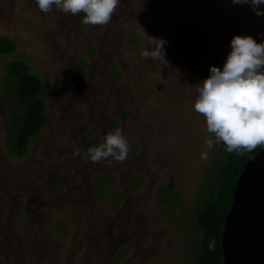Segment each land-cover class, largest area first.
<instances>
[{
	"label": "rangeland",
	"instance_id": "1",
	"mask_svg": "<svg viewBox=\"0 0 264 264\" xmlns=\"http://www.w3.org/2000/svg\"><path fill=\"white\" fill-rule=\"evenodd\" d=\"M83 16L0 0V36L13 43L0 54V264H189L212 135L193 109L198 82L223 68L234 35L264 41V15L233 0H120L107 25ZM147 35L166 41L168 64L142 58ZM10 60L40 78L46 117L20 155L5 140L17 117ZM117 128L123 163L85 158L88 138L99 145ZM163 187L174 202L157 200Z\"/></svg>",
	"mask_w": 264,
	"mask_h": 264
},
{
	"label": "clouds",
	"instance_id": "2",
	"mask_svg": "<svg viewBox=\"0 0 264 264\" xmlns=\"http://www.w3.org/2000/svg\"><path fill=\"white\" fill-rule=\"evenodd\" d=\"M120 0H36L41 12L48 13L53 6L64 14L83 13L86 25H107ZM233 3L250 4L257 15H264L259 5L264 0H233ZM148 48L141 52L144 59H165L163 38L148 36ZM223 68L210 66L209 75L199 83L193 103L196 113L206 121L208 133L200 159L207 161L214 146L224 145L225 151L244 155L264 147V41L257 42L251 35H234L230 41ZM130 151L128 139L117 128L106 134L98 146L87 149L85 158L93 163L111 161L123 163ZM78 155L80 153H77ZM215 241L209 243L214 248Z\"/></svg>",
	"mask_w": 264,
	"mask_h": 264
},
{
	"label": "trees",
	"instance_id": "3",
	"mask_svg": "<svg viewBox=\"0 0 264 264\" xmlns=\"http://www.w3.org/2000/svg\"><path fill=\"white\" fill-rule=\"evenodd\" d=\"M12 48L13 43L0 36V54ZM6 76L12 84L17 117L13 116L10 125L14 128L11 133L9 129L5 140L8 152L20 155L26 148L28 140L39 132L46 121L43 102L38 96L41 80L28 72L26 65L19 60L8 61ZM106 76L115 79L118 72L108 68ZM86 146L89 148L94 144L89 141ZM259 148L261 147L252 152H245L244 155H236L226 152L223 144L214 147L206 164L205 177L195 192L197 195L190 214L192 248L189 264H222L219 238L223 218L229 209L231 191L243 163ZM106 185L100 179L91 192L92 196L98 198L105 191ZM156 198L163 205H167L175 201L176 195L171 188L163 187L156 192ZM211 241H215V245L210 250Z\"/></svg>",
	"mask_w": 264,
	"mask_h": 264
},
{
	"label": "water",
	"instance_id": "4",
	"mask_svg": "<svg viewBox=\"0 0 264 264\" xmlns=\"http://www.w3.org/2000/svg\"><path fill=\"white\" fill-rule=\"evenodd\" d=\"M219 245L222 264H264V147L242 165Z\"/></svg>",
	"mask_w": 264,
	"mask_h": 264
},
{
	"label": "flooded vegetation",
	"instance_id": "5",
	"mask_svg": "<svg viewBox=\"0 0 264 264\" xmlns=\"http://www.w3.org/2000/svg\"><path fill=\"white\" fill-rule=\"evenodd\" d=\"M116 71H117V70H116ZM89 141H92V143L94 144V146H97V145H98L96 138H88L87 141H86L85 144H84V149L86 150V152H87V149H88L86 145H87V143H88ZM94 141H95V142H94ZM90 147H93V146H90ZM90 147H89V148H90ZM101 179L103 180L104 183H106V184L108 183V180L105 178V176H103ZM99 180H100V179L98 178L96 181L98 182ZM97 182H96V183H97ZM96 183H95V184H96ZM95 184L92 186V188H91V190H90V193L92 192L93 188L95 187ZM105 188H106V186H105ZM91 196H92V194H91Z\"/></svg>",
	"mask_w": 264,
	"mask_h": 264
}]
</instances>
